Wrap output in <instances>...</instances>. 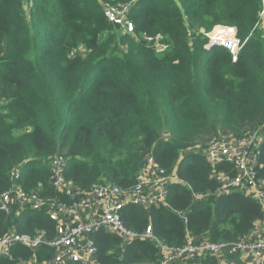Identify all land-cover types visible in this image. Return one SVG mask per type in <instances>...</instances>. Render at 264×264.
Segmentation results:
<instances>
[{
	"label": "trees",
	"instance_id": "16d2710c",
	"mask_svg": "<svg viewBox=\"0 0 264 264\" xmlns=\"http://www.w3.org/2000/svg\"><path fill=\"white\" fill-rule=\"evenodd\" d=\"M117 5H131L132 35L106 19L104 8ZM262 12L264 0H0V191L9 189V174L19 166L16 185L25 193L38 187L46 203L40 211L0 212V238L43 232L45 241L35 251L12 246L0 264H46L53 257L48 244L56 224L47 203L63 197L48 162L60 156L63 180L81 190L96 183L132 189L146 156L176 177L164 203L120 211L129 232L150 228L169 247L188 237L212 244L249 237L264 217L261 206L242 191L220 194L215 179L233 178L235 166L211 167L206 146L190 151L219 128L237 137L259 133L256 179L264 185ZM216 26L236 29L243 43L236 62L223 47L205 48L201 31ZM159 36L168 46L161 53L153 46ZM92 241L95 264L159 260L146 239L124 244L102 229ZM202 264L218 263L208 255Z\"/></svg>",
	"mask_w": 264,
	"mask_h": 264
},
{
	"label": "built area",
	"instance_id": "2783aa9c",
	"mask_svg": "<svg viewBox=\"0 0 264 264\" xmlns=\"http://www.w3.org/2000/svg\"><path fill=\"white\" fill-rule=\"evenodd\" d=\"M131 5H117L104 8L106 19L118 26L123 34L132 35L134 27L129 19ZM264 24V12L260 15ZM206 49L223 47L236 62L243 47L236 37L233 27H215L208 35ZM157 53L168 49L162 37L153 42ZM259 133L246 137H237L230 133L215 136L206 143L203 151L206 162L215 167L221 162L235 166L236 175L228 178L223 174L215 176L220 183L219 193L242 191L257 201L264 215V185L256 179L258 166L257 145ZM66 164L64 156L48 162L52 171L50 181L63 199H57L48 206V216L56 224L54 240L48 244L54 251L46 264H95V248L91 234L99 229H109L123 238L124 243L137 238H145L159 249L158 264H185L196 257L213 256L218 264H264V217L262 229L253 235L233 244H212L205 240L186 238L179 247H169L158 241L147 228L143 235L127 232L120 221V210L127 205L145 209L164 203L169 188L177 181L161 169L153 157L146 156L135 175V185L128 191H122L113 184H94L88 190H81L63 180L61 173ZM19 166L10 172V187L0 196V212L9 214L12 209L40 211L45 205L36 191L22 192L16 185ZM45 244L44 233L35 237L17 235L9 232L0 238V257H7L12 246H23L37 250ZM227 257H236V261L227 262ZM17 264H35L34 259L20 261Z\"/></svg>",
	"mask_w": 264,
	"mask_h": 264
},
{
	"label": "rangeland",
	"instance_id": "374dc122",
	"mask_svg": "<svg viewBox=\"0 0 264 264\" xmlns=\"http://www.w3.org/2000/svg\"><path fill=\"white\" fill-rule=\"evenodd\" d=\"M216 27H218V26H216ZM222 27H227V26H222ZM215 28V27H214ZM213 28V29H214ZM212 31V30H211ZM210 31V32H211ZM258 31H262V29H260V25H259V28H258ZM204 31H201V33H202V35H204L205 37H207V35L210 33V32H208L207 34H204L203 33ZM113 33H114V35L117 37V39L119 40V41H121V39H122V37L123 36H121V34L119 33V31L117 30V29H114L113 30ZM208 39V38H207ZM207 42H208V40H207ZM189 43H191V41H189ZM120 48V50H122V49H124L125 48V46L123 45V44H121V46L119 47ZM4 106H5V101H2L1 99H0V110H3L4 109ZM24 133V131H21L19 134H23ZM225 134H227V132L225 131V130H223V129H221V128H219V130H218V132H217V136H220V135H225ZM168 137V133H167V131H164L163 133H162V135H161V138L162 139H166ZM207 141L208 140H206V141H204V142H202L201 143V145L200 146H198V147H196V148H194L193 150H191L190 152L191 153H200L201 151H202V149L201 148H203V146L205 147L206 146V143H207ZM206 148V147H205ZM205 150V149H204ZM203 150V151H204ZM64 170V169H63ZM91 187V186H90ZM4 192L3 191H0V196L3 194ZM62 197V196H61ZM45 205V204H44ZM48 205H50V204H48ZM131 205H133V204H131ZM128 206V205H127ZM133 206H135V205H133ZM126 207V206H125ZM137 207H139V206H137ZM124 208V207H123ZM122 208V209H123ZM142 208V207H141ZM151 208V207H150ZM149 208V209H150ZM121 209V210H122ZM143 209H145V208H143ZM120 210V211H121ZM146 210H148V209H146ZM119 215H120V212H119ZM121 220V219H120ZM124 228V227H123ZM99 230H102V229H99ZM103 230H107V229H103ZM109 230V229H108ZM97 231V230H96ZM109 231H111V230H109ZM127 231V230H126ZM95 232V231H94ZM93 232V233H94ZM111 232H113V231H111ZM127 232H129V231H127ZM92 233V234H93ZM115 233V232H114ZM130 233H132V232H130ZM145 233V232H144ZM143 233V234H144ZM92 234H91V240H92ZM133 234H136V233H133ZM142 234V235H143ZM137 235H139V234H137ZM120 236V235H119ZM121 237V236H120ZM121 239H122V241H123V238L121 237ZM137 239H140V238H137ZM141 239H145V238H141ZM134 240H136V239H134ZM146 240H148V239H146ZM133 241V240H132ZM150 241V240H149ZM93 242V241H92ZM131 242V241H130ZM152 242V241H151ZM123 243H124V241H123ZM125 244V243H124ZM126 244H128V243H126ZM154 244V243H153ZM155 245V244H154ZM156 246V245H155ZM95 248V247H94ZM158 249V248H157ZM158 255H159V249H158ZM201 257H203V258H205L206 256H201ZM200 257H196L195 258V261L196 260H198ZM159 259H160V255H159ZM194 261V260H193ZM195 261L193 262V263H191V264H195ZM158 262H159V260H158ZM158 262H157V264H158Z\"/></svg>",
	"mask_w": 264,
	"mask_h": 264
},
{
	"label": "crops",
	"instance_id": "0c3cea01",
	"mask_svg": "<svg viewBox=\"0 0 264 264\" xmlns=\"http://www.w3.org/2000/svg\"><path fill=\"white\" fill-rule=\"evenodd\" d=\"M262 229V223H261V221H259V222H257L256 223V226H255V229H254V231L251 233V235H253L254 234V232L256 231V232H259L260 230ZM250 235V236H251ZM203 257H200L198 260H196L195 261V259H193L194 261H195V264H202L203 263ZM191 261V262H189V263H185V264H191V263H193L194 261Z\"/></svg>",
	"mask_w": 264,
	"mask_h": 264
},
{
	"label": "bare ground",
	"instance_id": "6f19581e",
	"mask_svg": "<svg viewBox=\"0 0 264 264\" xmlns=\"http://www.w3.org/2000/svg\"><path fill=\"white\" fill-rule=\"evenodd\" d=\"M66 165V164H65ZM15 170V169H14ZM14 170H12V171H14ZM11 171V172H12ZM97 184V183H96ZM94 185V184H93ZM20 189V188H19ZM37 189H38V187H37ZM37 189H33L32 191H36L37 193H38V191H37ZM54 189V188H53ZM21 190V189H20ZM22 191V190H21ZM23 192V191H22ZM31 192V191H30ZM25 193V192H24ZM29 193V192H28ZM39 194V193H38ZM52 199V198H51ZM198 199H200V200H203L204 198H202V197H199ZM257 202V201H256ZM258 203V202H257ZM46 204V203H45ZM259 204V203H258ZM47 205H48V203H47Z\"/></svg>",
	"mask_w": 264,
	"mask_h": 264
}]
</instances>
